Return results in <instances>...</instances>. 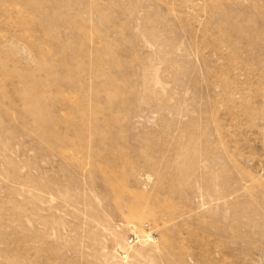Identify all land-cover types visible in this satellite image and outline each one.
<instances>
[{
  "label": "rangeland",
  "instance_id": "374dc122",
  "mask_svg": "<svg viewBox=\"0 0 264 264\" xmlns=\"http://www.w3.org/2000/svg\"><path fill=\"white\" fill-rule=\"evenodd\" d=\"M0 264H264V0H0Z\"/></svg>",
  "mask_w": 264,
  "mask_h": 264
}]
</instances>
